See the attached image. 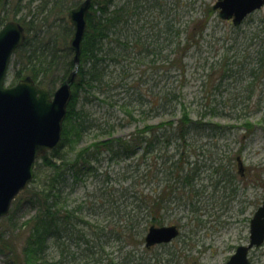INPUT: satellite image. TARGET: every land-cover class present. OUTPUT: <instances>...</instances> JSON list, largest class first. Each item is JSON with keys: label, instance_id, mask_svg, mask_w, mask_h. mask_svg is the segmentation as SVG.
<instances>
[{"label": "rangeland", "instance_id": "obj_1", "mask_svg": "<svg viewBox=\"0 0 264 264\" xmlns=\"http://www.w3.org/2000/svg\"><path fill=\"white\" fill-rule=\"evenodd\" d=\"M6 1L10 13L21 7ZM216 1L168 0L160 22L172 30L159 37L156 55L131 46L133 54L110 68L106 82L81 89L82 130L65 119L69 140L60 152L67 161L100 141L136 143L131 156L116 148L120 156L95 152L92 172L61 188L64 207H82L78 230L95 240L91 226L104 234L102 264H226L250 241V219L264 201V7L235 26L213 9ZM15 59L7 86L19 69ZM184 111L197 123L185 141L168 124L144 130L169 120L177 125ZM49 173L41 168L37 182ZM164 188L166 208L154 212L150 206ZM14 209V220L1 229L0 264H24L21 233L34 209L26 200ZM170 225L180 230L176 239L146 246L150 227ZM56 253L51 248L48 255ZM249 257L250 264H264V244Z\"/></svg>", "mask_w": 264, "mask_h": 264}, {"label": "trees", "instance_id": "obj_2", "mask_svg": "<svg viewBox=\"0 0 264 264\" xmlns=\"http://www.w3.org/2000/svg\"><path fill=\"white\" fill-rule=\"evenodd\" d=\"M19 1L21 7L17 6L16 11L10 13L7 1L0 0V28L7 21L17 20L25 27L27 35L24 45L16 53L15 64L19 69L14 74L12 84L24 76H31L38 84L53 92L75 68L74 52L70 48L74 28L68 14L82 0ZM167 4L168 0H93L87 17L78 78L73 84L74 94L68 109L67 121L72 120V129L75 126L82 130V124L78 123L81 117L77 110L81 89L93 88L106 82L113 71L110 68L132 55L134 46L139 47L137 53L156 55L155 46L159 43V37L172 30L169 21L160 22ZM23 12L22 17L17 19L16 15ZM165 18L168 19L166 16ZM173 123L174 121L169 120L157 125H146L144 130L150 132L169 125L176 128H173L174 138L185 141L194 124H197L190 120L187 111L183 112V117L177 125ZM68 132L65 124L61 145L50 151L53 158L48 156L49 152L39 158L40 161L36 162L35 179L27 189L25 199L20 196L21 199L15 200L10 215L2 220V228L6 222H12L14 206L22 201L26 200L34 209L33 214L24 222L21 233L24 236V264H102L104 260L105 247L101 241L104 234L97 233L91 226L90 234L98 235L99 241L90 239L87 229L78 230V226H81L79 213L82 212V207H64L66 201L62 197L61 188L70 178L79 181L83 174L92 172V154L95 152L106 149L120 156L118 151L115 152L116 148L123 149V155L128 153L127 156H131L136 143L124 142L119 138L100 141L91 145L96 150L90 152V149L84 148L79 153L80 158L67 161L60 149L69 140ZM41 168L48 169L50 173L43 181L37 182L36 177ZM178 170L179 167L173 172L177 173ZM186 176L184 183H188L190 178L189 174ZM35 182L39 183L38 187L32 186ZM168 192L169 190L164 188L150 209L153 208L154 212L165 209V196ZM154 220L156 224L161 222L158 218ZM51 248L57 249V255H48Z\"/></svg>", "mask_w": 264, "mask_h": 264}, {"label": "water", "instance_id": "obj_3", "mask_svg": "<svg viewBox=\"0 0 264 264\" xmlns=\"http://www.w3.org/2000/svg\"><path fill=\"white\" fill-rule=\"evenodd\" d=\"M92 0H84L69 12L74 34L70 48L74 52V70L51 94L30 76L13 86L5 80L12 56L25 41V29L9 21L0 29V236L1 220L10 213L13 201L26 191L35 176L36 160L62 141L64 121L73 98L72 84L78 75L87 16ZM264 6V0H217L213 8L222 19L240 25L244 19ZM239 171L243 163L238 158ZM179 235L175 225L152 226L145 237L146 246L169 243ZM264 243V201L250 221V242L238 246L227 264H250L249 252Z\"/></svg>", "mask_w": 264, "mask_h": 264}]
</instances>
